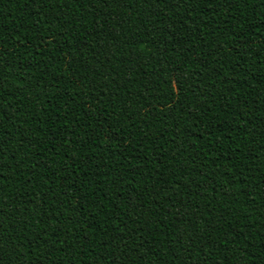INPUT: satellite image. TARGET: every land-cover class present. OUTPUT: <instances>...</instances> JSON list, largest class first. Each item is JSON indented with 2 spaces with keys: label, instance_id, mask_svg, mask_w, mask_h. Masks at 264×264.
Returning a JSON list of instances; mask_svg holds the SVG:
<instances>
[{
  "label": "trees",
  "instance_id": "16d2710c",
  "mask_svg": "<svg viewBox=\"0 0 264 264\" xmlns=\"http://www.w3.org/2000/svg\"><path fill=\"white\" fill-rule=\"evenodd\" d=\"M0 264H264V0H0Z\"/></svg>",
  "mask_w": 264,
  "mask_h": 264
}]
</instances>
